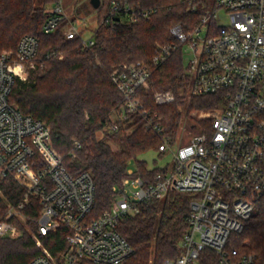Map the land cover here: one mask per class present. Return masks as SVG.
<instances>
[{
  "label": "built area",
  "instance_id": "1",
  "mask_svg": "<svg viewBox=\"0 0 264 264\" xmlns=\"http://www.w3.org/2000/svg\"><path fill=\"white\" fill-rule=\"evenodd\" d=\"M212 1L216 9L205 13L193 31L186 32L181 25L171 28L174 41L158 47L152 65L160 67L181 48L189 79L187 95H219L224 105L205 115L211 121L210 131L203 129L181 144L180 134H169L160 115L146 109L139 93L149 90L150 68L141 63L115 68L111 80L123 97L120 119L125 114L142 117L145 127L163 139L159 154L171 156L172 162L152 176L149 169L148 177L139 176L131 166L117 199L98 217L92 215L96 192L92 174H70L54 148L51 128L24 115L10 101L16 84L27 82L35 69L38 39L25 35L16 51L0 53V173L26 189L21 202L8 204L0 220V237L21 236L14 220L18 217L26 225L22 211L35 201L40 210L32 238L39 253L28 264H125L133 248L120 234V222L170 192L192 195V200L182 252L163 264H197L206 249L219 256V264H255L256 257L242 256L229 248V242L244 230L258 205H264V0ZM131 2L113 1L104 22L134 24L151 18L153 10L135 8ZM101 8L102 2L97 16ZM220 10L228 15L226 25L218 24ZM47 12L45 34L68 21V39L80 37L86 48L95 45V30L86 38L67 15L64 0ZM153 100L166 106L177 96L171 90L159 91ZM57 234L64 247L53 256L44 239Z\"/></svg>",
  "mask_w": 264,
  "mask_h": 264
},
{
  "label": "trees",
  "instance_id": "2",
  "mask_svg": "<svg viewBox=\"0 0 264 264\" xmlns=\"http://www.w3.org/2000/svg\"><path fill=\"white\" fill-rule=\"evenodd\" d=\"M57 1L0 0V53L16 51L25 35L38 39L35 69L27 82L16 84L10 101L24 115L51 128L54 148L63 157L70 174H92L96 188L92 215L98 217L117 199L131 166L136 167L139 176L148 177L147 164L137 158L150 149L158 150L163 143L161 136L145 127L138 114H125L120 119L123 97L111 80V73L127 63L148 66L152 71L150 90L139 93L146 109L158 113L166 131L174 136L184 115L180 107L185 105L189 85L184 54L178 49L158 68L153 67L152 59L159 46L174 41L170 32L173 26L181 25L184 31H193L201 24L205 12L200 9L201 0H132L135 8L154 11L149 20L134 24L106 23L104 19L115 0H102L95 45L86 48L80 37H66L64 29L68 21H63L52 34L43 32L49 15L46 9ZM82 11L89 12L88 5L78 8V12ZM167 90L176 94L177 101L157 106L152 96ZM223 102L219 95L192 97L190 110L213 111ZM201 123L202 129L210 131V120ZM101 131L104 140L97 138ZM108 140L114 141L119 149L114 151ZM157 172L154 169L151 176ZM25 193L26 189L13 177H3L0 173V220L6 215L8 204H18ZM191 200L192 195L170 192L164 199L151 201L139 214L124 218L118 230L133 248V255L125 264H163L176 259L189 229ZM39 210L32 201L22 211L30 231L14 220L20 225L21 236L0 237V264H28L38 255L32 233L37 228ZM44 243L53 256L64 247L58 234L48 236ZM229 248L237 249L242 256L256 257L255 264H264L263 204L245 222L244 230L231 236ZM197 264H219V256L206 249Z\"/></svg>",
  "mask_w": 264,
  "mask_h": 264
},
{
  "label": "rangeland",
  "instance_id": "3",
  "mask_svg": "<svg viewBox=\"0 0 264 264\" xmlns=\"http://www.w3.org/2000/svg\"><path fill=\"white\" fill-rule=\"evenodd\" d=\"M90 2H91V0H64V6H65V9L67 11V15L70 17V20L76 21V24L83 31V34L86 38L92 37L93 32H94V30H96L97 25H98V18H97L98 16L96 15L95 9H93ZM101 2H102V0H101ZM83 5H88L89 12H85V11L78 12V8L82 7ZM52 6L53 5H51V6L49 5L47 7L46 11L50 10L52 8ZM200 9L208 14L210 11L215 10L216 6H215L214 1L206 0L204 3L200 4ZM218 16H219V18H218V24L219 25H226L228 23V15L224 10L218 11ZM83 20H85L87 22V26L84 25ZM67 27H68V25L65 27L64 33H65V30L68 29ZM205 34H206V32L204 31L202 33V35L204 36ZM4 51H7V50H4ZM4 51H2V52H4ZM62 58H63V56H62ZM150 86H151V84H150ZM149 90H150V87H149ZM153 97H154V95L152 96V98ZM191 98L192 97H189L187 95V97L185 99L186 101L184 103L185 105L180 107V109L184 112V115H183V118L181 120V123H180L178 130H176V132L174 134L175 136L180 134V136L182 137L181 144L182 143L184 144L185 141H189L193 135L199 134L201 132V130H203L201 122L204 120H207L208 118H205V115H208L209 112H212V111L190 110ZM120 116H121V113H119V117ZM117 117H118V115H117ZM192 125H196L195 128ZM97 138L99 140H104L105 139L104 132H102V131L99 132L97 134ZM107 143L111 146V148L114 151H117L119 149V146L114 141L108 140ZM137 160L145 162L147 164V167L151 170L166 167L168 164H171V162H172L171 156H161L159 154L158 150H156V149H150V150L140 154L138 156ZM132 167L134 169H136V167L134 165ZM8 210H9V208H8ZM16 221H18V223H22L18 217L16 218ZM17 225L20 226L19 224H17ZM23 226L27 231L31 230V228L28 227L27 224L26 225L23 224Z\"/></svg>",
  "mask_w": 264,
  "mask_h": 264
},
{
  "label": "water",
  "instance_id": "4",
  "mask_svg": "<svg viewBox=\"0 0 264 264\" xmlns=\"http://www.w3.org/2000/svg\"><path fill=\"white\" fill-rule=\"evenodd\" d=\"M91 5L93 7V9H98L101 5V0H91Z\"/></svg>",
  "mask_w": 264,
  "mask_h": 264
}]
</instances>
